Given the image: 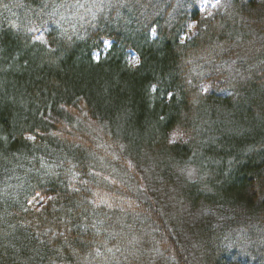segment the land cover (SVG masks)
Wrapping results in <instances>:
<instances>
[{
	"label": "trees",
	"instance_id": "16d2710c",
	"mask_svg": "<svg viewBox=\"0 0 264 264\" xmlns=\"http://www.w3.org/2000/svg\"><path fill=\"white\" fill-rule=\"evenodd\" d=\"M71 3L0 0V264H264V0Z\"/></svg>",
	"mask_w": 264,
	"mask_h": 264
},
{
	"label": "rangeland",
	"instance_id": "374dc122",
	"mask_svg": "<svg viewBox=\"0 0 264 264\" xmlns=\"http://www.w3.org/2000/svg\"><path fill=\"white\" fill-rule=\"evenodd\" d=\"M66 1H68V2H70V6H72V3H71V0H66ZM85 1H88V0H85ZM221 3H222V0H196V5H198V9H199V12H200V14L201 15H203V17H205V18H207V17H210V16H212V14L215 12V11H217L218 10V8L220 7V5H221ZM55 5V3L53 2V1H44L43 2V6H44V8H49V10H45V9H43V11L45 12V13H48L46 16H50V19L51 20H54V21H56V23H55V25L53 26V27H55L54 29H58L59 28V26L58 25H56L57 23H58V21H60L61 23H62V21H61V16H59V12L60 11H62V9L64 10V11H66V9H64V7L63 6H59V7H57L58 9H56V12H49L50 11V8L51 7H53ZM90 9H92V8H90ZM54 13H57V16L55 17L53 14ZM68 20V19H67ZM196 24V23H195ZM194 24V22H191L189 25H188V27H187V30H186V33H184L182 36H181V40L182 41H185V40H190L193 36H195L196 35V32H195V30H194V28H195V25ZM79 28H81V27H79ZM78 30H79V34H81V29H77V31H76V29H74V25H73V22L70 24L69 22L68 23H64V25H63V28H62V31L63 32H65V33H71L73 36H75V35H79L78 34ZM28 33V32H27ZM76 33V34H75ZM43 36V42H41L39 39H38V37L39 36ZM29 37H30V39H31V42H35V43H41V44H43V45H46V37H45V33L43 32V31H35V30H33V29H31L30 31H29ZM70 38H72V37H69V38H67L68 40H70ZM103 44H102V48H101V50L100 51H98V52H94V55H93V58H94V60L95 61H99L100 59H102V58H104L105 57V55L107 54V52L109 51V49L111 48V46H112V42H110V41H107V40H105V41H103L102 42ZM129 54V56H128V58H127V61H128V63L132 66V67H135V66H137L138 65V60H137V56L134 54V53H132V52H129L128 53ZM203 86H206V85H203V84H201L199 87L200 88H204L205 89V87H203ZM208 89V88H207ZM206 89V90H207ZM174 140H176V138H172L171 139V141H174ZM37 199L40 201L39 203H37ZM37 199H33L32 201H33V203L31 204L35 209H40L44 204H45V200L42 198V197H39V198H37ZM30 205V204H29Z\"/></svg>",
	"mask_w": 264,
	"mask_h": 264
},
{
	"label": "snow or ice",
	"instance_id": "6c2138e0",
	"mask_svg": "<svg viewBox=\"0 0 264 264\" xmlns=\"http://www.w3.org/2000/svg\"><path fill=\"white\" fill-rule=\"evenodd\" d=\"M46 23H47V22H46ZM34 30H35V31H39L38 28H37V29H34ZM38 39H39L41 42H43V39H44V38H43V36L41 35V36L38 37ZM169 95H171V94H169ZM28 139L33 140V139H35V137L29 136ZM40 196H41L40 193H36V196L34 197V199H37V198H39ZM47 199H48V200H51V199H53V197L48 196ZM39 202H40V201L37 199V203H39ZM28 203H29V204H32L33 201L30 200ZM38 210H39V209H38Z\"/></svg>",
	"mask_w": 264,
	"mask_h": 264
}]
</instances>
